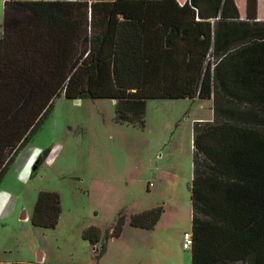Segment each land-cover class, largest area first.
<instances>
[{
	"label": "trees",
	"instance_id": "16d2710c",
	"mask_svg": "<svg viewBox=\"0 0 264 264\" xmlns=\"http://www.w3.org/2000/svg\"><path fill=\"white\" fill-rule=\"evenodd\" d=\"M258 8L246 0L243 20L235 0H4L0 183L62 95L112 99L117 121L141 126L149 99H211L213 120L193 127L191 264H264ZM162 213L134 214L130 224L155 228ZM60 214L59 193L41 191L30 220L53 228ZM123 225L120 217L111 236ZM83 238L96 245L100 230Z\"/></svg>",
	"mask_w": 264,
	"mask_h": 264
},
{
	"label": "rangeland",
	"instance_id": "374dc122",
	"mask_svg": "<svg viewBox=\"0 0 264 264\" xmlns=\"http://www.w3.org/2000/svg\"><path fill=\"white\" fill-rule=\"evenodd\" d=\"M3 22L0 0V36ZM213 107L211 99H149L141 126L117 121L112 99L56 98L0 183V263H38L42 253L43 264H191L183 235L191 232L193 127L213 120ZM41 191L60 195L53 228L30 220ZM157 207L155 228L130 224ZM120 217L122 231L111 236ZM90 227L100 230L96 245L83 238Z\"/></svg>",
	"mask_w": 264,
	"mask_h": 264
},
{
	"label": "crops",
	"instance_id": "0c3cea01",
	"mask_svg": "<svg viewBox=\"0 0 264 264\" xmlns=\"http://www.w3.org/2000/svg\"><path fill=\"white\" fill-rule=\"evenodd\" d=\"M177 1L179 2V4L182 5L183 3H185L186 0H183V1L177 0ZM261 1L262 0H259L258 20L264 21V12H262V8L260 6ZM238 8H239V14H240L241 19H245L246 18V4H243L242 7L240 5V6H238ZM39 258L40 259H39L38 263H36V264H43L44 257H43L42 253L40 254Z\"/></svg>",
	"mask_w": 264,
	"mask_h": 264
},
{
	"label": "built area",
	"instance_id": "2783aa9c",
	"mask_svg": "<svg viewBox=\"0 0 264 264\" xmlns=\"http://www.w3.org/2000/svg\"><path fill=\"white\" fill-rule=\"evenodd\" d=\"M183 248L184 249H191L193 244V236L192 232L185 231L183 235Z\"/></svg>",
	"mask_w": 264,
	"mask_h": 264
},
{
	"label": "water",
	"instance_id": "95a60500",
	"mask_svg": "<svg viewBox=\"0 0 264 264\" xmlns=\"http://www.w3.org/2000/svg\"><path fill=\"white\" fill-rule=\"evenodd\" d=\"M75 101H78V99H75Z\"/></svg>",
	"mask_w": 264,
	"mask_h": 264
}]
</instances>
